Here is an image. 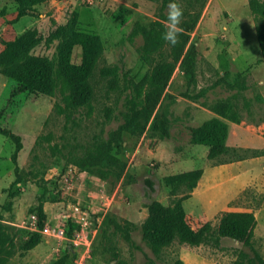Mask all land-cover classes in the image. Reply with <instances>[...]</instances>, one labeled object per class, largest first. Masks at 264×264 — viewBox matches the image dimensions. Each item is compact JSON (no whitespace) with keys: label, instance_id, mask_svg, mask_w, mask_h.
Listing matches in <instances>:
<instances>
[{"label":"rangeland","instance_id":"1","mask_svg":"<svg viewBox=\"0 0 264 264\" xmlns=\"http://www.w3.org/2000/svg\"><path fill=\"white\" fill-rule=\"evenodd\" d=\"M176 2L183 8L181 29L196 19L184 51L192 49L195 72L187 74L180 60L163 95L152 105L154 70L159 62L174 60L173 46L167 43L145 61L139 52L144 38L134 28L153 20L166 24L170 0H48L19 19L18 2L0 0V51L5 40L30 31L35 45L27 56L50 58L55 83L53 93L31 95L16 118L14 131L24 143L17 162L15 141L0 133V218L11 239L4 254L10 264H50L66 250L72 255L70 264H182L180 254L187 249L225 264H233L241 251L248 257L254 250L264 255V210L252 247L230 238L216 245L213 235L200 246L174 242L156 253L144 236L150 202L172 204L188 192L186 187L173 191L165 177L206 165L203 150L189 155L196 154L190 127L210 117L203 116L194 101L213 107L235 97L239 114L255 125L253 130L260 134L264 129V58L257 35L264 13L254 10L250 0ZM79 28L100 33L105 49L91 78V102L73 109L60 73V48ZM81 58L77 45L74 61ZM4 67L0 64V94L7 84ZM120 126L127 129L117 149L119 166L82 169L76 163L97 139L109 137ZM235 135L232 129L223 160L264 154V148L236 146ZM242 137L245 144L264 146V138L252 131ZM20 176L23 180L18 182ZM240 180L223 176L215 185L231 188ZM40 182L46 185L48 220L42 241L24 250V229H37L31 210L43 191ZM261 193L254 194L258 205L264 204ZM196 201L184 202L186 209ZM218 220L213 219L215 228ZM59 227L69 236L82 230L91 246L60 237Z\"/></svg>","mask_w":264,"mask_h":264},{"label":"trees","instance_id":"2","mask_svg":"<svg viewBox=\"0 0 264 264\" xmlns=\"http://www.w3.org/2000/svg\"><path fill=\"white\" fill-rule=\"evenodd\" d=\"M19 4L17 19L25 16L35 6L48 0H16ZM251 7L264 13V0H250ZM196 19L189 25L183 23L182 33L179 35L180 43L173 47L174 60L161 61L157 64L153 76V90L149 94V103L158 102L167 87L177 63L181 60L186 65L187 74L193 75L195 70V57L192 49L184 54L186 46L194 29ZM166 31V24L162 20H153L147 23L138 22L134 32L142 35L144 43L139 52L145 61L167 43L162 39ZM257 35L264 58V22L257 26ZM5 47L0 51V64L5 65L3 73L7 77V84L0 94V133L13 138L16 149L13 159L17 162L20 151L24 147L22 136L14 131L15 121L27 99L33 94H51L54 91L53 64L50 58L44 55H30L28 52L35 45L30 31L24 32L15 39L5 40ZM77 45L82 48L80 62L74 61V50ZM105 44L100 33L79 28L70 38L66 39L60 48V73L65 78L69 93L67 103L70 108L87 105L94 95L91 81L98 59L103 54ZM108 72L113 69L107 68ZM213 109L220 115L205 120L202 124L191 126V141L195 144L209 146V157L225 162L222 157L228 153L227 138L229 124L225 118L239 121V110L231 98L217 101ZM126 126L113 130L109 137L97 139L88 154L76 163L82 169L95 167L119 166L121 159L117 149L123 141ZM18 170V167H17ZM204 169L196 168L167 175L165 180L173 191L188 188V192L172 204H166L155 199L149 204V214L143 223L145 238L149 241L156 253L174 242L200 246L207 243L211 236H215V244L220 245L223 237L239 241L244 246H253L258 219L253 211H226L215 228L213 220L207 216H199L188 211L183 202L191 196L203 176ZM22 177L17 179L22 181ZM43 191L39 193L37 204L31 210V216L37 229H24L26 238L23 240L24 250H30L42 241V230L45 229L48 214L44 206L45 183H39ZM73 220L72 213H70ZM7 225L0 218V264H10L4 256L11 239L7 234ZM254 256L248 257L244 251L236 258L233 264H264V255L254 250ZM72 259L68 250L64 251L50 264H70Z\"/></svg>","mask_w":264,"mask_h":264},{"label":"crops","instance_id":"3","mask_svg":"<svg viewBox=\"0 0 264 264\" xmlns=\"http://www.w3.org/2000/svg\"><path fill=\"white\" fill-rule=\"evenodd\" d=\"M230 98L233 99L239 110L240 108L236 103L235 97ZM194 102L198 105V110L202 113L203 116H210L208 119L215 116H220L213 109V107L206 106L204 104H201L200 102ZM240 118L241 119L239 121L225 118V120L229 124L227 145L230 146L229 144L232 135V129H234L236 134L234 144L236 146H246L250 148L263 149L264 146L257 147L250 144H245L244 142H242V136L246 130H249L257 134L261 138H264V129L259 134L257 133V131L253 130V127L255 126L254 124H248L243 116H240ZM200 124L197 123L196 125L192 126H197ZM193 144L194 150L192 151H195L196 154L190 153L189 155L195 156L197 155V152L203 150L204 158H207V162L205 167H202L204 169V173L199 180L198 185L192 191L191 196L184 200V202H186L195 198L198 199L196 203L191 205V210L188 211L194 212L199 216L207 215L212 220L214 218H219L218 222L220 221L221 215L226 211H253L255 212L258 219V225L255 232L256 236L261 221L260 213H262V211L264 210V204H256V197L254 194H260L261 192H264V154L252 155L243 158H233L232 160L225 162H213V159L209 157V146L201 144L205 147H197V144ZM223 176L229 177L230 179L241 178V180L235 187H217L215 185V182H217ZM196 210H199L201 212L199 213ZM222 239H228V237H223ZM180 256L182 259V264H225L212 259L198 251L190 249L182 251Z\"/></svg>","mask_w":264,"mask_h":264},{"label":"clouds","instance_id":"4","mask_svg":"<svg viewBox=\"0 0 264 264\" xmlns=\"http://www.w3.org/2000/svg\"><path fill=\"white\" fill-rule=\"evenodd\" d=\"M183 17V8L176 0H170L167 9L166 31L162 34V39L171 46L180 43L179 35L182 29L179 27Z\"/></svg>","mask_w":264,"mask_h":264},{"label":"built area","instance_id":"5","mask_svg":"<svg viewBox=\"0 0 264 264\" xmlns=\"http://www.w3.org/2000/svg\"><path fill=\"white\" fill-rule=\"evenodd\" d=\"M79 208V207H77ZM85 224V223H83ZM37 228V226H36ZM82 229H85L83 227ZM57 234L62 238H68L75 244H84L87 247L91 246V239L85 235V233L82 230H77L73 236H69L66 229L64 227H59L57 230Z\"/></svg>","mask_w":264,"mask_h":264}]
</instances>
